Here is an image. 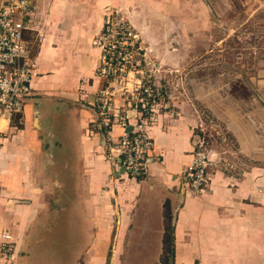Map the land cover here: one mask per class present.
<instances>
[{
	"label": "crops",
	"instance_id": "1",
	"mask_svg": "<svg viewBox=\"0 0 264 264\" xmlns=\"http://www.w3.org/2000/svg\"><path fill=\"white\" fill-rule=\"evenodd\" d=\"M31 1L24 37L36 73L0 142V241L8 233L14 243L6 264H124L125 256L163 264V255L167 264H264V166L210 167L202 195L183 191L179 180L202 113L244 158L264 161V37L246 47L247 60L219 55L215 63L202 0ZM114 11L134 28L143 59L163 70L155 83L174 73L167 107L148 128L154 147L138 179L107 160L96 121L95 95L107 84L95 75L94 42ZM224 42H215L221 54ZM113 99L124 113L121 95ZM129 116L113 137L131 133ZM58 239L71 247L61 252Z\"/></svg>",
	"mask_w": 264,
	"mask_h": 264
},
{
	"label": "built area",
	"instance_id": "2",
	"mask_svg": "<svg viewBox=\"0 0 264 264\" xmlns=\"http://www.w3.org/2000/svg\"><path fill=\"white\" fill-rule=\"evenodd\" d=\"M33 11L31 0L0 1V142L4 133L2 124L22 113L31 93L36 62L24 32L29 29ZM94 43L101 50L95 75L107 84L97 91L94 104L105 157L122 167L131 179L141 178L154 147L148 128L160 109L165 108L164 94L153 82L152 75L137 67L136 57L142 58L139 37L125 17L115 11L111 13ZM115 94L122 97L124 113L114 104ZM129 113L133 114V130L130 134L113 137L114 126L127 128ZM197 131L192 160L179 174L182 190L192 195H202L206 191L211 165L209 151L204 145L203 123L197 126ZM151 158L157 160L158 155ZM13 251L11 236L2 233L0 264H6Z\"/></svg>",
	"mask_w": 264,
	"mask_h": 264
},
{
	"label": "rangeland",
	"instance_id": "3",
	"mask_svg": "<svg viewBox=\"0 0 264 264\" xmlns=\"http://www.w3.org/2000/svg\"><path fill=\"white\" fill-rule=\"evenodd\" d=\"M207 2L212 8V14L209 15L207 12L206 19L211 22V39L213 41L211 55L213 62L217 60L219 55L226 56L229 61H233L235 60L236 54H241L243 55L242 59H244V61L247 60L246 47L252 43L253 38L255 39L257 34H261V38L264 37V0H208ZM257 28L260 31H257ZM221 39L225 41L223 43L224 47L222 54L218 45L215 44V42ZM199 51L201 52V56L204 55V50L200 49ZM136 61L139 69L145 71L146 74L152 75L151 78H153L154 83L155 75H159L163 72L158 65L152 64L147 60L143 62V56L142 58L139 56L136 57ZM215 63H217V61ZM184 69H186V67ZM173 74L172 70L166 72L168 76L166 78L167 82L163 86H158L155 83L162 95L164 94L165 108L167 107L166 99L168 100V95L170 96L172 94L174 81L171 80V77H173ZM212 74V78L218 79V75H216L215 72ZM165 108H161L160 110ZM201 116V123H203L205 131L204 145L211 157V168L222 171L226 169L227 171H236L244 166H264V161L262 160L250 161L244 158L239 153L237 144L234 142L233 138H231L220 124L204 113H202ZM55 242V248H59L60 251L63 252L71 247L72 241L67 239L65 244L64 241L58 239ZM123 261L124 264H131L130 257L128 256L123 257ZM137 261H140V264L156 263L152 257H137Z\"/></svg>",
	"mask_w": 264,
	"mask_h": 264
},
{
	"label": "trees",
	"instance_id": "4",
	"mask_svg": "<svg viewBox=\"0 0 264 264\" xmlns=\"http://www.w3.org/2000/svg\"><path fill=\"white\" fill-rule=\"evenodd\" d=\"M102 87H104V86L102 85L101 88H102ZM168 226H169L168 224H165V227H166V228H168ZM169 239H170V238H168V237H166V238L164 239L163 242H164L165 246H167V245L169 244V241H170ZM168 259H169V258H168L167 256H164V255L161 257V260L163 261V264H167Z\"/></svg>",
	"mask_w": 264,
	"mask_h": 264
},
{
	"label": "water",
	"instance_id": "5",
	"mask_svg": "<svg viewBox=\"0 0 264 264\" xmlns=\"http://www.w3.org/2000/svg\"><path fill=\"white\" fill-rule=\"evenodd\" d=\"M202 2H203L204 5L206 6L208 12H209L210 14H212V10H211L210 6L208 5V3H207L205 0H202Z\"/></svg>",
	"mask_w": 264,
	"mask_h": 264
}]
</instances>
